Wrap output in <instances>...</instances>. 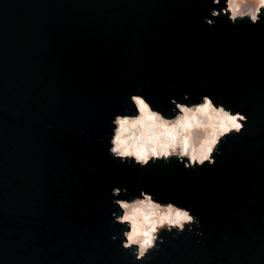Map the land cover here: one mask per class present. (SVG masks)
Masks as SVG:
<instances>
[{
    "label": "water",
    "instance_id": "obj_1",
    "mask_svg": "<svg viewBox=\"0 0 264 264\" xmlns=\"http://www.w3.org/2000/svg\"><path fill=\"white\" fill-rule=\"evenodd\" d=\"M213 7L0 0V264H264V16L208 27ZM132 94L165 116L171 99L208 95L247 123L211 167L121 164L107 151L110 122L134 114ZM114 187L129 195L113 197ZM141 189L201 226L162 232L158 250L135 261L111 201Z\"/></svg>",
    "mask_w": 264,
    "mask_h": 264
},
{
    "label": "clouds",
    "instance_id": "obj_2",
    "mask_svg": "<svg viewBox=\"0 0 264 264\" xmlns=\"http://www.w3.org/2000/svg\"><path fill=\"white\" fill-rule=\"evenodd\" d=\"M210 2L214 5L209 13L211 19L203 20L208 27H214L221 16H226L233 25L247 19L253 26L264 16V0H223L224 7L219 9L215 6L221 0ZM183 99H189L187 94ZM128 100L134 114H128L125 108L111 119L107 151L113 160L139 168L158 162L168 165L173 159L185 169L211 167L215 156L221 154L220 144L230 135L241 134L247 123L245 115L214 102L208 95L188 104L171 99L174 105L171 116H165L141 95L132 94ZM111 195L129 193L126 188L114 187ZM111 204L120 210L119 215L115 211L111 213V222L126 229L119 234L123 237L120 247L130 252L135 261L147 260L150 252L158 250L159 243H163L162 232L175 233L173 238H176L201 226L191 209L171 201L161 202L143 189L129 199H113ZM195 234L202 235L199 231ZM111 239L115 241L117 236Z\"/></svg>",
    "mask_w": 264,
    "mask_h": 264
}]
</instances>
